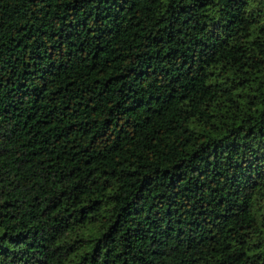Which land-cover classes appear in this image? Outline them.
<instances>
[{
  "label": "trees",
  "instance_id": "obj_1",
  "mask_svg": "<svg viewBox=\"0 0 264 264\" xmlns=\"http://www.w3.org/2000/svg\"><path fill=\"white\" fill-rule=\"evenodd\" d=\"M0 264H264V0H0Z\"/></svg>",
  "mask_w": 264,
  "mask_h": 264
}]
</instances>
